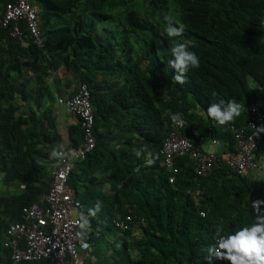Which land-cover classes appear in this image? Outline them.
Returning <instances> with one entry per match:
<instances>
[{
	"label": "trees",
	"instance_id": "1",
	"mask_svg": "<svg viewBox=\"0 0 264 264\" xmlns=\"http://www.w3.org/2000/svg\"><path fill=\"white\" fill-rule=\"evenodd\" d=\"M12 1L0 0V11ZM31 1L41 44L25 21L0 34V264H14L9 225L47 194L58 167L49 153L82 142V119L56 103L61 66L77 89L87 87L93 117L94 149L67 180L82 205L76 234L89 244L84 264H230L205 258L219 236L255 222L252 202L264 200V181L226 165L234 144L227 125L248 132L244 109L264 97V0ZM169 23L181 37L167 36ZM177 42L199 57L184 83L168 64ZM221 99L241 106L225 125L206 111ZM174 117L185 121L189 141L203 136L225 146L206 177L183 156L168 183L160 152ZM256 142L264 173V133ZM196 186L205 189L197 198L187 192ZM114 219L127 229L118 231Z\"/></svg>",
	"mask_w": 264,
	"mask_h": 264
},
{
	"label": "built area",
	"instance_id": "2",
	"mask_svg": "<svg viewBox=\"0 0 264 264\" xmlns=\"http://www.w3.org/2000/svg\"><path fill=\"white\" fill-rule=\"evenodd\" d=\"M25 21L27 30L41 44L38 30V10L31 0H13L0 12V34L12 23ZM264 26V24H263ZM11 36L20 37L17 27L11 31ZM56 103L63 107L68 115L79 116L82 119V142L78 147H70L67 150H59L63 158L58 160V167L50 172V183L47 194L39 203L32 204L22 209V222L9 225L6 235L9 239L8 246L12 250L11 260L14 264L20 262L38 263L42 260L48 264H84L80 258L81 252L89 249L85 239L77 237L79 223L75 218L82 205L75 199L74 192L68 187L67 180L75 162L83 161L94 149L95 139L92 134L93 117L89 103V92L83 84L77 92L70 97H57ZM248 132L244 129H234L227 125L234 137L233 153L227 160L229 169L244 175L247 171L257 170L254 153L257 150L256 136L259 128H264V98L258 100L244 109ZM185 121L174 117L167 137L162 143L161 155L167 172L169 184L175 183V175L178 169L175 166L177 157H187L195 170L197 177H205L211 170L214 157L196 148L183 134ZM202 141L203 138L199 137ZM218 150L221 145L216 143ZM192 187L187 192L194 196L203 194V187ZM204 217V213H200ZM130 222V218H125ZM112 225L120 232L127 229L125 221L112 220ZM22 241L23 248L18 247V241ZM87 245V247H84ZM226 262V259H224Z\"/></svg>",
	"mask_w": 264,
	"mask_h": 264
},
{
	"label": "clouds",
	"instance_id": "3",
	"mask_svg": "<svg viewBox=\"0 0 264 264\" xmlns=\"http://www.w3.org/2000/svg\"><path fill=\"white\" fill-rule=\"evenodd\" d=\"M182 33H183L182 28L176 27L171 23H169L166 28V34L168 37H181ZM170 53H171V58L168 60V64L174 70V79L178 83H184L186 80L184 74L190 68L199 67V57L195 54V52L189 50L186 44L181 42H177L175 46L170 49ZM206 111H207V115L212 120H214L216 124L225 125L226 123L234 120V118L240 115L241 106L233 100H229L225 102L224 100L221 99L215 103H211L207 107ZM259 131H264V128H259ZM199 137H202L204 139L203 136H198L197 137L198 140ZM216 143L218 142H214L213 144L216 146ZM218 144L221 145V149L218 150V152L220 153L224 152L225 146L222 143H218ZM193 145L196 148L202 150L200 147L197 146L195 142L193 143ZM257 150H258V146H257ZM257 150L254 153V158H255V162L258 165V169L253 171L252 170L247 171L244 175H240V176H247V174L248 175L250 174L251 176L254 177L255 175H253V172H256L257 174L259 173L258 175L262 173L261 167H263V164L261 165L260 160L259 162L257 161V157H256ZM202 151L205 152L204 150ZM232 153L233 151L226 156V163L227 160L232 156ZM206 154L215 158L214 154H209V153ZM137 155H139V152L137 153ZM62 158H63L62 152L56 149H53L49 153V159L59 160ZM151 162L152 161H149V163ZM262 205H264V200L253 201L252 211H253V215L256 218L255 222H253L249 226L241 227L239 228V230L231 232L226 236L224 235L219 236L215 244L208 247L207 249L208 256L205 259L210 260L212 257H214L217 259H223L224 262H226L224 260L226 259L227 261L230 262V264H264V207H262ZM76 214L74 215L75 218H76ZM81 221L82 223L80 224V227L84 228L87 225V220L84 219V217L82 216ZM84 247H87V245H84ZM81 253H85V252H81Z\"/></svg>",
	"mask_w": 264,
	"mask_h": 264
},
{
	"label": "crops",
	"instance_id": "4",
	"mask_svg": "<svg viewBox=\"0 0 264 264\" xmlns=\"http://www.w3.org/2000/svg\"><path fill=\"white\" fill-rule=\"evenodd\" d=\"M34 5V4H33ZM35 6V5H34ZM3 10H1L0 12H2ZM38 27H39V22H38ZM65 67L61 66V68L57 71L55 78L57 81V87H58V93L57 95H59V97H69L72 96L76 89H77V84L75 82V79L70 78L69 77V73L65 72ZM71 123H74L72 120H70ZM199 135H203V134H199ZM197 137V134H196ZM205 138V137H204ZM208 139H203L202 141H199L198 138L196 141H194L198 147H200L202 150L206 151V153H209V148L212 146V142L210 141L209 137H207ZM205 148H208L205 150ZM212 152H210L209 154H218L220 152H218V150H216L215 148H213V150H211ZM263 160V159H262ZM264 161V160H263ZM259 174V173H258ZM256 172H253V175H255L254 177L257 178V180L261 181V178L258 177V175ZM0 191H2V188L0 186ZM80 258L82 260H84V255L81 253Z\"/></svg>",
	"mask_w": 264,
	"mask_h": 264
},
{
	"label": "rangeland",
	"instance_id": "5",
	"mask_svg": "<svg viewBox=\"0 0 264 264\" xmlns=\"http://www.w3.org/2000/svg\"><path fill=\"white\" fill-rule=\"evenodd\" d=\"M60 111H61V113H64V112H65L63 107L60 108ZM213 148H214V147H212V146L209 148V153L212 152L211 150H213ZM206 149H208V148H205V150H206ZM205 152H206V151H205ZM207 153H208V152H207ZM258 177L261 178V181H264V173H261ZM74 215H75V214H74Z\"/></svg>",
	"mask_w": 264,
	"mask_h": 264
},
{
	"label": "water",
	"instance_id": "6",
	"mask_svg": "<svg viewBox=\"0 0 264 264\" xmlns=\"http://www.w3.org/2000/svg\"><path fill=\"white\" fill-rule=\"evenodd\" d=\"M65 72H68L67 68L65 69Z\"/></svg>",
	"mask_w": 264,
	"mask_h": 264
}]
</instances>
